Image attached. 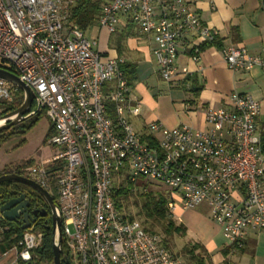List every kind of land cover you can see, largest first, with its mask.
Wrapping results in <instances>:
<instances>
[{
    "label": "built area",
    "instance_id": "built-area-1",
    "mask_svg": "<svg viewBox=\"0 0 264 264\" xmlns=\"http://www.w3.org/2000/svg\"><path fill=\"white\" fill-rule=\"evenodd\" d=\"M76 1L0 0V68L10 67L33 90L52 129L46 143L57 150L21 176L53 198L71 264H183L158 235L116 209V174L169 189L171 218L178 209L206 205L234 250L243 248L249 232L264 233L260 104L233 92L229 109L204 110V130L150 123L147 137L139 136L128 120L138 109L131 105L125 61L103 56L71 22ZM119 16L151 37L157 74L167 83L178 75L175 62L189 36L206 45L218 38L185 0H100L97 21L109 35ZM190 51L197 62V46ZM220 54L230 71L258 68L264 77V46L256 55L233 45ZM18 91L0 78V115L15 104ZM2 221L0 216V234L8 231ZM42 237L35 226L26 229L11 248L12 264L38 261L34 251Z\"/></svg>",
    "mask_w": 264,
    "mask_h": 264
},
{
    "label": "crops",
    "instance_id": "crops-1",
    "mask_svg": "<svg viewBox=\"0 0 264 264\" xmlns=\"http://www.w3.org/2000/svg\"><path fill=\"white\" fill-rule=\"evenodd\" d=\"M185 1L204 24L218 33V38L214 44L206 45L189 36V46L180 47L175 62L178 75L172 82H164L157 74L154 44L149 35L139 30L138 35L131 34L123 46L119 44L110 51H99L105 57L123 58L125 66L133 72L129 95L138 114L128 115L131 126L143 138L149 134L147 126L150 123H160L166 128L188 125L204 130V110L209 107L229 109V95L236 92L249 95L260 104L256 127L262 134L264 77L258 68L247 72L230 71L220 50L233 45L245 48L249 54L260 53L264 46V0ZM124 27H132V24L126 20ZM105 33L104 47L109 36ZM191 45L197 46V62L191 59ZM182 69L187 72L181 74ZM194 211L178 209L176 219L179 222L184 218L189 222L190 227L182 224L186 232L188 228L197 232L193 244L202 249L211 264H264V233L249 232L243 248L234 250L210 217ZM11 248L5 251L0 248V264H12L15 252ZM3 252H6L4 256Z\"/></svg>",
    "mask_w": 264,
    "mask_h": 264
},
{
    "label": "rangeland",
    "instance_id": "rangeland-1",
    "mask_svg": "<svg viewBox=\"0 0 264 264\" xmlns=\"http://www.w3.org/2000/svg\"><path fill=\"white\" fill-rule=\"evenodd\" d=\"M126 20V17L119 16L116 32L108 36L106 47H104L106 33L97 20L87 29L83 30L84 37L88 42L97 43L94 47L97 51L103 49L110 51L115 49L116 45L119 44L123 46L126 44L131 34L138 35V29L135 26L132 25V27L129 28L124 27ZM50 128L51 125L44 111L41 110L37 121L34 122L25 134L12 137L0 146V172L4 170H13L14 167H17L21 173H27L30 166L40 164L53 157L57 153V150L55 147L49 146L46 143ZM139 180L141 181L134 184L127 181L122 174L114 175L113 186L121 184L128 192V197L122 201L121 214L137 221L142 227L144 224H148L152 227L154 233L158 235L162 241H165V244L169 247L171 252L178 257L183 264H197L198 258H201L203 264H211L209 258L206 257V254L202 252L200 247H197L193 251V247L197 246V244H193V241L196 239L195 235L197 234L195 230L188 228V232L185 230L180 234L165 233L163 227L166 225L167 221L172 222L174 226H182L184 229L185 227L183 225H188L190 227L189 222L184 218H181V224V220L178 222L176 219L178 213H176L172 219L166 218L163 221L158 220L159 223L154 222V220L150 218H145L140 214L142 205L149 203L150 206H152V202L157 203L159 200H162L161 207L165 210L167 203L171 201L172 192L154 181H148L144 178H140ZM144 188L147 189L146 192H144ZM194 212H198L204 217H210V212L204 204L195 208ZM193 256L196 258H193Z\"/></svg>",
    "mask_w": 264,
    "mask_h": 264
},
{
    "label": "trees",
    "instance_id": "trees-1",
    "mask_svg": "<svg viewBox=\"0 0 264 264\" xmlns=\"http://www.w3.org/2000/svg\"><path fill=\"white\" fill-rule=\"evenodd\" d=\"M99 9H100V0H77L75 5L71 9V14H72L71 22L77 25L78 28L83 31L87 29L89 26H91L97 20V17L99 15ZM3 68L10 71L11 73H14V71L10 67L3 66ZM123 69L126 73V77L129 83V81L131 80L130 77L133 74V72L131 70H128V66H124ZM21 103H22V92L18 91L15 104L7 108L4 111V114L15 110L20 106ZM40 112H38L32 118L22 122L21 124L7 131H3L0 134V146L3 143L7 142L12 137L25 134V132L34 124V122L37 121ZM50 134H52L51 128L49 130L47 137ZM260 139H261L262 153L264 154V131L262 132V134H260ZM4 174H17L20 176L23 175V173H21L19 168L17 167H14L13 170H4L0 172V176ZM19 195H25L26 198L30 200V202H32L33 200L34 202H38L42 204V206L46 208V204L44 200L36 192L32 191L30 188L21 184H13V183L0 184V198H2V200H10ZM127 197H128V192L121 186V184L113 186L112 200L114 206L118 211L122 212V201L125 200ZM161 203L162 200H159L157 201V203L152 202V206H150L149 203L142 205L140 214L145 218H150L154 220V222L156 223H159L158 220L163 221L166 218L172 219L167 215L166 209L164 210L161 207ZM123 216L127 218L129 221H133L132 218L127 217L126 215ZM147 225L148 224L146 225L144 224L143 229L150 234H155L154 231L152 230V227ZM34 226L36 230H39L42 233L43 237L40 246L34 251V253L37 254L38 256V261H36L33 264H53L51 230L48 229L46 226H44L42 223L35 224ZM1 227H7L8 229V231L3 232L1 234L0 248L2 249V251H5L17 244V242L19 241L25 230H22L21 224L14 222L12 223V222L2 221ZM163 229L167 234H172V233L180 234L183 231H185V229L182 226H178V227L174 226L172 222H168V221L166 225H164ZM163 243L165 244V241H163ZM164 246L169 248L166 244ZM61 247L63 252L65 253L66 250L64 246L62 245ZM197 247L198 246H194L193 251ZM193 258L196 257L193 256ZM197 264H203L201 258H198Z\"/></svg>",
    "mask_w": 264,
    "mask_h": 264
},
{
    "label": "water",
    "instance_id": "water-1",
    "mask_svg": "<svg viewBox=\"0 0 264 264\" xmlns=\"http://www.w3.org/2000/svg\"><path fill=\"white\" fill-rule=\"evenodd\" d=\"M0 78L14 85L22 92V103L18 108L0 116V134L3 131H7L12 127H15L22 122L35 116L40 110V101L36 97L33 90L22 83L15 74L8 70L0 68ZM35 104L36 108L34 111L29 112L32 105ZM1 183H13L21 184L32 191L36 192L46 203L49 208L51 215V233H52V254L53 264H71L67 255L63 252L61 247V217L57 210V206L53 201V198L48 194L47 191L42 189L33 181L26 177L17 174H4L0 176ZM30 208V200L26 199L25 195H19L17 198L10 200H2L0 198V216L6 222H16L22 218V230H26L30 227L28 218L30 217L28 209ZM42 217L46 213L40 214ZM30 264V263H27Z\"/></svg>",
    "mask_w": 264,
    "mask_h": 264
},
{
    "label": "flooded vegetation",
    "instance_id": "flooded-vegetation-1",
    "mask_svg": "<svg viewBox=\"0 0 264 264\" xmlns=\"http://www.w3.org/2000/svg\"><path fill=\"white\" fill-rule=\"evenodd\" d=\"M34 105V107H33ZM30 111L32 112L35 110L36 106L35 104H33ZM41 110V109H40ZM39 110V112H40ZM4 115L1 114L0 116ZM13 128V127H12ZM11 129V128H10ZM18 196H16L15 198H17ZM27 199V198H26ZM29 200V199H28ZM32 200V199H31ZM54 201V200H53ZM55 203V202H54ZM46 204V203H45ZM28 213L30 215V217L28 218V222L30 223V226H34L35 224H39L42 223L44 226H46L48 229L51 230V215L49 212V208L46 205V208L42 206V204L38 203V202H34L32 200V202H30V208L28 209ZM46 213V215L44 217H42L40 214ZM14 223H19L21 225H23L24 223L22 222V218H20L18 221L14 222Z\"/></svg>",
    "mask_w": 264,
    "mask_h": 264
}]
</instances>
